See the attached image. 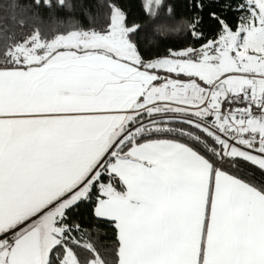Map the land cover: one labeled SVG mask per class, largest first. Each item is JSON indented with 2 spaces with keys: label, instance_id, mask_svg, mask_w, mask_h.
<instances>
[{
  "label": "snow or ice",
  "instance_id": "6c2138e0",
  "mask_svg": "<svg viewBox=\"0 0 264 264\" xmlns=\"http://www.w3.org/2000/svg\"><path fill=\"white\" fill-rule=\"evenodd\" d=\"M102 7L0 4V264H264V0Z\"/></svg>",
  "mask_w": 264,
  "mask_h": 264
},
{
  "label": "trees",
  "instance_id": "16d2710c",
  "mask_svg": "<svg viewBox=\"0 0 264 264\" xmlns=\"http://www.w3.org/2000/svg\"><path fill=\"white\" fill-rule=\"evenodd\" d=\"M26 0H21V3H25ZM93 5V12L92 15L94 19L97 21V24L103 23V16L105 13V9L102 7L104 0H91ZM142 0H125V3L128 4V10L134 15V16H140V5ZM165 3H167L169 6L177 7L179 13L183 14V18H190L194 15H196V12L194 11L192 7V0H164ZM4 3V0H0V4ZM144 6H145V0H143ZM216 7H219L218 4L214 5ZM155 11V9L153 10ZM163 15V13H161ZM201 15L205 16V32H208L209 29L207 28V9L204 13H201ZM78 19H81L83 23L86 25L89 23V21L83 17H77ZM181 17L178 16L177 19H180ZM146 19V18H145ZM137 22H141L138 20ZM9 23V21L6 19V14L3 12H0V25H4ZM186 30L182 29L179 32L176 33H164L159 37H152L150 38L149 45H146V47L151 46L154 44L155 46L152 48L153 51H159L163 52L165 48H176L180 46L185 45H195L199 47V43L195 40H192L190 37L188 39H183L185 35ZM77 211L80 213L79 216H73V219L79 221L81 219L87 220L89 218V208L82 206L80 209H77ZM102 235L100 239L106 244H111L115 241V232L111 226L104 227L102 230Z\"/></svg>",
  "mask_w": 264,
  "mask_h": 264
},
{
  "label": "rangeland",
  "instance_id": "374dc122",
  "mask_svg": "<svg viewBox=\"0 0 264 264\" xmlns=\"http://www.w3.org/2000/svg\"><path fill=\"white\" fill-rule=\"evenodd\" d=\"M145 7H149V0H145ZM155 9V7L153 6V10Z\"/></svg>",
  "mask_w": 264,
  "mask_h": 264
}]
</instances>
